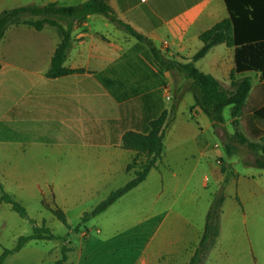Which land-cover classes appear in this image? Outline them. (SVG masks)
<instances>
[{
  "label": "crops",
  "instance_id": "0c3cea01",
  "mask_svg": "<svg viewBox=\"0 0 264 264\" xmlns=\"http://www.w3.org/2000/svg\"><path fill=\"white\" fill-rule=\"evenodd\" d=\"M40 1L75 4L72 0ZM109 4L121 20L150 38L163 54L179 60L190 59L202 46L199 34L228 16L225 0H109ZM50 27L37 30L25 24L10 25L0 41V143L59 140L64 145L61 148L69 149L65 159L66 155L72 159L74 152L75 162L84 161L87 172L94 169L93 176L88 172L85 180L67 182V192L79 198L98 192L118 174L133 177L138 167L127 170V165L136 151L121 146V136L133 125L145 127L149 119L157 117L168 106L164 87L173 88L183 81L174 71L160 70L144 42L100 13L88 14L72 32L63 65L82 71L49 78L51 57L61 40L57 28ZM202 61L206 65L200 68ZM195 64L223 88L231 87L233 47L216 44ZM246 74L252 77V86L259 82L258 73ZM180 107L176 105L169 124L173 129L165 132L161 159L141 183L111 206L120 199L139 197L144 208L133 222L139 231L149 233L146 245L162 229L159 245L165 264H188L203 231L208 204L218 190L209 189L208 176L212 174L218 188L226 178L219 235L207 264H264L263 241L230 240L239 236L249 217H258L264 210V169L250 164L255 158L242 161L240 168L234 160L238 146L224 160L221 148L225 150L227 136L235 129L230 113L224 123L213 125L195 101ZM228 109L230 112V106ZM78 139L79 144L73 146ZM212 145L219 150L215 160L226 167L224 173L210 162ZM205 159L208 163H202ZM197 202L195 213L190 203ZM168 217L172 219L167 221Z\"/></svg>",
  "mask_w": 264,
  "mask_h": 264
},
{
  "label": "trees",
  "instance_id": "16d2710c",
  "mask_svg": "<svg viewBox=\"0 0 264 264\" xmlns=\"http://www.w3.org/2000/svg\"><path fill=\"white\" fill-rule=\"evenodd\" d=\"M225 3L228 16L199 34L202 46L190 59L186 60L163 54L160 47L150 38L121 20L110 6L109 0H84L76 4L52 1L4 8L0 11V41L10 25L25 24L37 30L47 25L54 26L59 31L61 40L51 57L46 76L57 78L81 72V68L71 69L63 65L72 45V32L76 23L88 14L100 13L139 41L144 42L151 50L160 70L177 71L189 80L195 105L202 109L213 125L224 123L223 111L230 106L232 125L235 129L227 136L224 144L227 154H230L236 146H245L255 154V159L250 164L264 169V0H225ZM61 21L65 22V26L61 24ZM219 43L233 47L235 52V65L230 71L231 87L229 89L223 88L219 80L209 73L200 71L195 64L212 46ZM251 71L259 74V82L254 86L251 83L252 77L246 74ZM176 103L174 101L170 107L163 108L157 117L148 120L145 127L133 125V128L126 129L120 138L121 146L136 151V156L128 163L127 170L136 163L138 168L127 182L111 190L91 210L83 212L78 226L105 211L146 178L151 168L162 157L165 129L175 113ZM239 127L241 130L238 129ZM140 156H145V159L138 162ZM221 171L226 172V167L222 165ZM225 183L226 178L212 196L205 215L203 231L188 264H203L219 235V217L225 199ZM0 188L2 190L0 201L8 203L20 216L27 217L24 205L4 191L2 184ZM50 209L61 222L70 226L66 214L60 207ZM53 237L55 236L51 229L44 223L42 226L33 225L30 234L19 236L14 248L2 250L0 264H4L6 257L20 249L27 240ZM68 250L67 246H63L62 255L54 264H63L67 260Z\"/></svg>",
  "mask_w": 264,
  "mask_h": 264
},
{
  "label": "rangeland",
  "instance_id": "374dc122",
  "mask_svg": "<svg viewBox=\"0 0 264 264\" xmlns=\"http://www.w3.org/2000/svg\"><path fill=\"white\" fill-rule=\"evenodd\" d=\"M11 1L0 0V10L21 3H42L40 0H19L18 3H11ZM72 1L76 4L82 0ZM61 23L65 24L64 21ZM47 27L52 28L49 25ZM32 39L37 40V38H26L30 41ZM202 64L206 65V61L200 63V68L203 67ZM178 74L184 83L172 85L173 88H170L171 98L166 100L167 108L174 101L177 102L176 105L181 104V107H188L191 102L194 103L190 81L185 79L182 74ZM185 82L187 83L185 84ZM228 108L226 107L223 111L224 118L228 117L230 113ZM188 118L192 120L190 117ZM192 122L197 125L196 120L193 119ZM169 124L166 126V133L171 129ZM35 139L36 142L24 144L0 143V184L3 185L4 191L24 205L27 211V217H22L11 209L8 203L0 201V254L4 248H14L19 236L30 234L35 224L42 226L44 223L51 229L55 237L27 240L20 249L6 257L4 264H54L61 257L63 246L69 248L67 260L63 264L166 263V256L160 253L159 245L163 230H158L152 241L146 245L149 233L139 231L138 225L133 222L139 218V214L144 208V202L139 200V197H129L124 201L120 199L121 202H116L107 211L89 218L78 226L83 212L91 210L104 199L108 195L109 189H115L125 183L131 177L129 173L118 174L114 180L100 188L98 192L75 198L79 195H70L67 192V182L70 180L74 182L77 179L85 180L89 173L90 176L93 174L94 169H89L88 173L84 168V161L82 164L75 162L74 152L72 159H69L67 155V159H65V154L69 149L61 148L64 145L59 140L55 139L53 142L45 143L46 139L53 140L54 138ZM78 144L79 139L73 146ZM59 148L61 149L59 150ZM74 148L72 150L75 151ZM217 153L219 150L214 149L212 145L209 150V159L216 169L220 167V163H216L215 160ZM221 153L225 161L231 157L223 148H221ZM254 158L255 154L245 146H238L235 150L234 160L240 168H242L240 165L242 161ZM202 161V163H208L206 159ZM95 165L94 163L91 168H94ZM136 166L138 167V163L134 164L132 168ZM175 167V165H171L170 169H175ZM208 178L211 183L209 189L211 191L218 189V186L216 187L214 184L215 179L212 174H209ZM1 194L0 188V196ZM198 204L199 202L193 206L190 203V209L195 213ZM55 207L62 208L70 224L69 227L52 213L50 208ZM260 214L258 217H249L248 223L241 225L239 236L237 238L231 236L230 240L264 242V210ZM170 219L172 217H168L167 221ZM194 228H196V224ZM247 256L249 257V254ZM203 264H207V258Z\"/></svg>",
  "mask_w": 264,
  "mask_h": 264
},
{
  "label": "built area",
  "instance_id": "2783aa9c",
  "mask_svg": "<svg viewBox=\"0 0 264 264\" xmlns=\"http://www.w3.org/2000/svg\"><path fill=\"white\" fill-rule=\"evenodd\" d=\"M163 90H164L163 91V96H164L165 100H169L171 98L169 86L166 85Z\"/></svg>",
  "mask_w": 264,
  "mask_h": 264
}]
</instances>
